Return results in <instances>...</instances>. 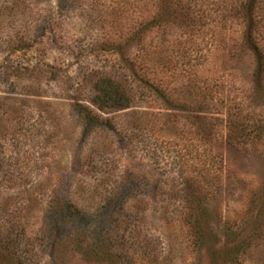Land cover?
Instances as JSON below:
<instances>
[{"label":"rangeland","instance_id":"obj_1","mask_svg":"<svg viewBox=\"0 0 264 264\" xmlns=\"http://www.w3.org/2000/svg\"><path fill=\"white\" fill-rule=\"evenodd\" d=\"M204 1L0 0V264H264V74Z\"/></svg>","mask_w":264,"mask_h":264},{"label":"trees","instance_id":"obj_2","mask_svg":"<svg viewBox=\"0 0 264 264\" xmlns=\"http://www.w3.org/2000/svg\"><path fill=\"white\" fill-rule=\"evenodd\" d=\"M217 1V2H216ZM215 5L217 8H221L228 11L229 15H236L240 17L243 26L241 31L239 46L248 50L253 56L254 63V77L255 81L261 80L264 74V38H260V29H264V25L259 23V0H216ZM142 4H149L154 7V10H150L147 13L142 14L136 21L139 24V29L131 28L128 35H139L149 26L151 23H155L157 12L161 8H171L172 10H180V14L187 16L189 14L188 7L195 3H206L204 0H142ZM147 10V9H145ZM258 16V18H257ZM136 19V18H134ZM258 35V36H257ZM101 79L98 83L95 82L93 88L92 97L89 99L97 109L104 110L107 107H121L119 102L124 100V107L128 105V96H126L123 90L112 86L111 81ZM257 135H264V123L257 122L255 125ZM264 138V137H263ZM6 247V246H5ZM0 249H4V246H0Z\"/></svg>","mask_w":264,"mask_h":264}]
</instances>
